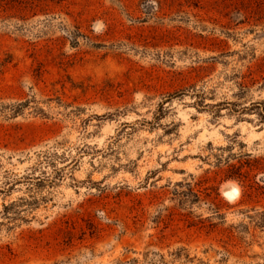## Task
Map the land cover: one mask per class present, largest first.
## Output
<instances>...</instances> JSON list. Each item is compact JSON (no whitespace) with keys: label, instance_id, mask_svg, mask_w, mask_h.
Returning <instances> with one entry per match:
<instances>
[{"label":"rangeland","instance_id":"rangeland-1","mask_svg":"<svg viewBox=\"0 0 264 264\" xmlns=\"http://www.w3.org/2000/svg\"><path fill=\"white\" fill-rule=\"evenodd\" d=\"M0 223V264H264V0H0Z\"/></svg>","mask_w":264,"mask_h":264},{"label":"trees","instance_id":"trees-1","mask_svg":"<svg viewBox=\"0 0 264 264\" xmlns=\"http://www.w3.org/2000/svg\"><path fill=\"white\" fill-rule=\"evenodd\" d=\"M244 109V108H243ZM27 204V203H26ZM20 211L19 205L16 204V201H12L8 204H3L2 205V215L8 219V221L13 220V219H18L20 216ZM1 224V223H0Z\"/></svg>","mask_w":264,"mask_h":264}]
</instances>
